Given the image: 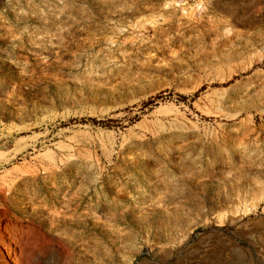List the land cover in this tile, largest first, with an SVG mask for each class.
<instances>
[{
  "label": "rangeland",
  "instance_id": "rangeland-1",
  "mask_svg": "<svg viewBox=\"0 0 264 264\" xmlns=\"http://www.w3.org/2000/svg\"><path fill=\"white\" fill-rule=\"evenodd\" d=\"M104 1L0 0V264H264V0Z\"/></svg>",
  "mask_w": 264,
  "mask_h": 264
},
{
  "label": "bare ground",
  "instance_id": "bare-ground-1",
  "mask_svg": "<svg viewBox=\"0 0 264 264\" xmlns=\"http://www.w3.org/2000/svg\"><path fill=\"white\" fill-rule=\"evenodd\" d=\"M78 1V0H77ZM99 0H97V2H98ZM100 1H102V0H100ZM104 1V0H103ZM106 1H108V0H106ZM106 1H104V2H106ZM123 1V0H122ZM65 3V2H64ZM116 3V2H115ZM146 3H148V2H146ZM61 4V3H60ZM93 4V3H92ZM135 4V3H134ZM31 5H32V3H31ZM63 5V4H62ZM70 5V4H69ZM77 5V4H76ZM99 5H100V3H99ZM129 5V4H128ZM80 6V5H79ZM101 6V5H100ZM106 6V5H105ZM34 7V6H33ZM36 7V6H35ZM71 7H73V6H71ZM97 7V6H96ZM146 7V6H145ZM144 7V8H145ZM31 8V7H30ZM40 8H41V6H40ZM45 8V7H44ZM103 8V7H102ZM150 8V7H149ZM17 9V8H16ZM95 9V8H94ZM113 9H114V7H113ZM19 10V9H18ZM66 10V9H65ZM83 10V9H82ZM98 10V9H97ZM11 11V10H10ZM24 11V10H23ZM70 11V10H69ZM77 11V10H76ZM80 11V10H79ZM133 11V10H132ZM132 11H131V13H132ZM34 12H36V11H34ZM62 12V11H61ZM78 12V11H77ZM134 12V11H133ZM73 13V12H72ZM105 13V12H104ZM129 13V12H128ZM22 14H24V16H25V13H22ZM36 14V13H35ZM74 14H76V13H74ZM41 15V14H40ZM51 15H53V14H51ZM18 16V15H17ZM23 16V17H24ZM56 16V15H55ZM117 16V15H116ZM17 18V17H16ZM25 18H26V16H25ZM31 18H32V16H31ZM45 18V17H44ZM52 18V17H51ZM65 19V18H64ZM21 20V19H20ZM61 20V19H60ZM67 20V19H66ZM44 21V20H43ZM4 22V21H3ZM40 22H41V20H40ZM85 22H86V20H85ZM19 23V22H18ZM42 23H44V22H42ZM80 23V22H79ZM6 24V23H5ZM31 24V23H30ZM59 24H63V23H59ZM95 24V23H94ZM11 25V24H10ZM23 25V24H22ZM123 25V24H122ZM65 26V25H64ZM82 26V25H81ZM71 27V26H70ZM6 28V27H5ZM8 28V27H7ZM19 28V27H18ZM22 28V27H21ZM37 28V27H36ZM59 28H61V27H59ZM73 28H75V27H73L72 26V30H73ZM84 28V27H83ZM33 29V28H32ZM31 29V30H32ZM64 29V28H63ZM66 29V28H65ZM2 30V29H1ZM9 30V29H8ZM85 29H83V31H84ZM4 31H6V30H4ZM62 31V30H61ZM69 31V30H68ZM68 31H66V32H68ZM16 32H17V30H10L8 33L10 34L9 36H15V38H16ZM69 32H71V31H69ZM80 32V31H79ZM35 33V32H34ZM59 33V32H58ZM64 33V32H63ZM62 33V34H63ZM75 33V32H74ZM84 33V32H83ZM86 33V32H85ZM106 33V32H105ZM45 34V33H44ZM49 34V33H48ZM73 34V33H72ZM71 34V35H72ZM76 34V33H75ZM51 35H53V34H51ZM71 35H69V37H70V39H71ZM91 35H93L92 33H91ZM25 36H26V34H25ZM46 36H48V35H46ZM66 36V35H65ZM75 36V35H74ZM3 37H5V38H7V36H3ZM2 37V38H3ZM73 37V36H72ZM5 38H3L4 40H5ZM40 38V37H39ZM75 38V37H74ZM73 38V39H74ZM8 40H11V38L9 39V38H7ZM13 39V38H12ZM36 39H38V38H36ZM51 39V38H50ZM84 39H85V37H84ZM87 39V38H86ZM2 40V39H1ZM25 40V39H24ZM34 40V39H33ZM32 40V41H33ZM52 40V39H51ZM95 40V39H94ZM20 42V41H22V40H20V39H14V40H12L11 41V44H15V43H17V42ZM32 41H31V46L33 45V46H41V43H42V40H38V41H36V42H33L32 43ZM49 41V40H48ZM56 41H58V40H56ZM70 41V40H69ZM75 41V40H74ZM77 41H78V38H77ZM77 41H75V43L77 42ZM5 42V41H4ZM66 42V41H65ZM88 42V41H87ZM94 42V41H93ZM92 42V43H93ZM0 43H1V41H0ZM6 43H8V41H6ZM10 43V42H9ZM53 43V42H52ZM51 43V44H52ZM64 43V42H63ZM67 43V42H66ZM73 43V42H72ZM96 43V42H95ZM28 44V43H27ZM54 44V43H53ZM59 44V43H58ZM62 44V43H61ZM87 44H89L90 45V41H89V43H87ZM69 45V44H68ZM67 45V46H68ZM93 45V44H92ZM47 46V45H46ZM62 46V45H61ZM64 46V45H63ZM71 46V45H70ZM85 46V45H84ZM22 47V46H21ZM65 47V46H64ZM72 47V46H71ZM80 47V46H79ZM51 48V47H50ZM53 48V47H52ZM61 48H63V47H61ZM65 48H68V47H65ZM65 48H63V49H65ZM81 48H83V47H81ZM18 49V48H17ZM24 49V48H23ZM56 49H58V48H56ZM69 49V48H68ZM53 50V49H52ZM70 50V49H69ZM24 51V50H23ZM65 51H66V49H65ZM25 52V51H24ZM28 52V51H27ZM59 52V51H58ZM61 52H63V51H61ZM67 52V51H66ZM71 52V51H70ZM64 53V52H63ZM69 53V52H68ZM1 54V53H0ZM59 54V53H58ZM61 54V53H60ZM67 54V53H66ZM14 55V54H13ZM63 55V54H62ZM61 55V56H62ZM36 56V55H35ZM58 59V58H57ZM153 214V213H152ZM58 218H59V216H58ZM147 218V217H146ZM70 219V218H69ZM72 221V220H71ZM75 221V220H74ZM122 221V220H121ZM78 222V221H77ZM114 222V221H113ZM116 222V221H115ZM63 223V222H62ZM73 223V222H72ZM75 223V222H74ZM56 224H58V223H56ZM85 224V223H84ZM83 224V225H84ZM97 224H100V223H98L97 222ZM102 225V224H101ZM150 225V224H149ZM73 226V225H72ZM75 226V225H74ZM152 227V226H151ZM85 228V227H84ZM102 230V229H101ZM103 232V231H102ZM62 236V235H61ZM101 236V235H100ZM70 237V236H69ZM69 240H70V238H69ZM74 240V239H73ZM71 241V240H70ZM69 242V241H68ZM72 243V242H71ZM74 244H75V242H74ZM69 246V245H68ZM76 246V245H75ZM75 246L73 247V248H75ZM76 249V248H75ZM74 249V250H75ZM77 250V249H76ZM74 252V251H73ZM94 252V251H93ZM95 253V252H94ZM97 255H99V254H97ZM10 259V258H9ZM12 259V258H11ZM13 262H14V260H13ZM78 264V263H77Z\"/></svg>",
  "mask_w": 264,
  "mask_h": 264
},
{
  "label": "crops",
  "instance_id": "crops-1",
  "mask_svg": "<svg viewBox=\"0 0 264 264\" xmlns=\"http://www.w3.org/2000/svg\"><path fill=\"white\" fill-rule=\"evenodd\" d=\"M213 250L215 248L205 249V252L191 254L190 257H187L186 264H230L231 262H235L229 258V256L219 257L216 255ZM224 261V263H223Z\"/></svg>",
  "mask_w": 264,
  "mask_h": 264
}]
</instances>
